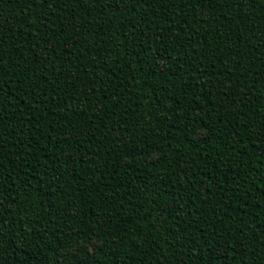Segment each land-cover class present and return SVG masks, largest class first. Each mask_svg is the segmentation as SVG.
<instances>
[{
  "label": "trees",
  "instance_id": "obj_1",
  "mask_svg": "<svg viewBox=\"0 0 264 264\" xmlns=\"http://www.w3.org/2000/svg\"><path fill=\"white\" fill-rule=\"evenodd\" d=\"M264 264V0H0V264Z\"/></svg>",
  "mask_w": 264,
  "mask_h": 264
},
{
  "label": "snow or ice",
  "instance_id": "obj_2",
  "mask_svg": "<svg viewBox=\"0 0 264 264\" xmlns=\"http://www.w3.org/2000/svg\"><path fill=\"white\" fill-rule=\"evenodd\" d=\"M84 3H87V0H83ZM113 3H115L117 6L121 3V0H113ZM57 264H60L59 261H57Z\"/></svg>",
  "mask_w": 264,
  "mask_h": 264
}]
</instances>
